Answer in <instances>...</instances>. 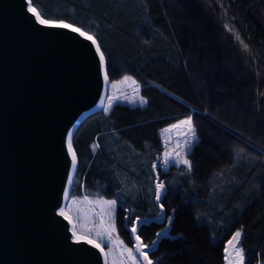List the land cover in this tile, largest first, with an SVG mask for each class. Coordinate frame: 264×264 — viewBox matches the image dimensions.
Here are the masks:
<instances>
[{
  "label": "trees",
  "instance_id": "16d2710c",
  "mask_svg": "<svg viewBox=\"0 0 264 264\" xmlns=\"http://www.w3.org/2000/svg\"><path fill=\"white\" fill-rule=\"evenodd\" d=\"M31 2L42 17L94 35L106 57L104 105L73 134L66 210L79 233L101 243L108 264H140L128 226L158 216L162 202L163 221L138 230L148 245L164 231L154 264H223L239 230L243 264H264V0ZM109 96L120 99L104 112ZM177 146L190 171L175 163ZM101 198L117 200L105 217V227L115 225L111 241L95 235Z\"/></svg>",
  "mask_w": 264,
  "mask_h": 264
},
{
  "label": "water",
  "instance_id": "95a60500",
  "mask_svg": "<svg viewBox=\"0 0 264 264\" xmlns=\"http://www.w3.org/2000/svg\"><path fill=\"white\" fill-rule=\"evenodd\" d=\"M29 3L36 8L31 0H0V264H108L106 252L70 242L67 222L56 213L69 198L62 196L71 174L66 133L103 107L109 80L89 41L39 25ZM163 217L160 208L158 216L141 218ZM134 223L139 230L142 223ZM131 237L140 264H147ZM161 237L151 245L141 239L152 264ZM241 239L225 243L223 264H237Z\"/></svg>",
  "mask_w": 264,
  "mask_h": 264
},
{
  "label": "snow or ice",
  "instance_id": "6c2138e0",
  "mask_svg": "<svg viewBox=\"0 0 264 264\" xmlns=\"http://www.w3.org/2000/svg\"><path fill=\"white\" fill-rule=\"evenodd\" d=\"M27 10L29 13L33 14L36 22H38L39 25L41 26H48V27H54L57 29H63V30H68L71 33H75L77 34L79 37L86 39L87 41H89L91 43V45L94 46V50L95 52L98 54V62L100 65V69L102 72V79L105 83L108 82L109 80V75L108 72L106 70V57L104 52L101 50V44L97 42V39L94 37V35L89 34L87 31H84L81 29V27H77L74 26L72 23H68L65 22L64 20H59L58 22L56 21H49L47 19H42L40 14L37 12L36 8L32 7L29 3ZM125 80L128 79L127 76L124 77ZM133 83H135V81H133ZM134 92H138L139 89H134ZM108 104L106 107H104L103 111L104 112H108L109 109H111L113 107V102L117 101L120 99V97H112L109 96L108 98ZM124 100H128L129 102H135L137 99L139 100V102L141 104H144L145 101L143 99V97H136L133 95H124L123 96ZM103 102V100H102ZM173 127H177L175 125H173ZM195 134H189L187 137H185V143L186 144H190L191 141L193 139H195ZM180 152L181 156H183V146H177V149L175 150V163L177 165H186L189 168V171L191 170V161L187 158H179L176 156V153ZM66 153L70 156V165H71V169L75 170L77 168V153L73 148V132L71 130H69L66 133ZM170 154L172 155V153L170 152H165V157L170 156ZM165 164L168 163V160L165 159L164 161ZM156 166L153 165V168H155ZM73 182V176L72 175H68L67 177V183L68 185H71V183ZM163 184L164 187L159 189V194H157V185ZM166 191L165 188V183L163 181L157 182L155 184V188H154V195H155V200L156 201H162L163 199V194ZM62 196L64 198L69 196V188L66 187L63 191ZM85 199H87V197H85ZM96 204L99 205V211H95V216L98 218L99 220V225H100V229L101 230H97L95 235L96 237H106L109 241H111V237L113 232H115V225L112 223H108L107 227H105V217L108 218V220H111V217L113 215V211L117 206V200L116 199H99L97 201H95ZM160 208L163 209L164 205L161 202L160 204ZM174 211V210H173ZM60 218H62L63 221L67 222L68 228H69V240L72 243L75 244H80V243H85L87 245H90L96 249L99 250L100 253L104 254L105 253V249L104 247L101 246V243H98L96 239H93L91 235H81L78 231V226L77 223L73 220V217L69 214L68 211H66V207L64 205L60 206L57 213H56ZM171 219H173V217L171 216ZM169 219V220H171ZM136 221L143 223L144 221L142 220L141 217L137 216L136 217ZM137 226L136 223H133L130 229L131 234L134 236V239L136 241V251L140 254V256L143 257V261H147V264H152V261H150L148 259V251H145L144 249L148 248L147 245H144L141 243V237L139 235H136L137 233ZM165 231H167V229H165ZM164 232H160L158 233V236H163ZM241 237V231H237L235 232L234 235H232V237L227 241V245L229 246H234V242L238 241L239 238ZM225 252L228 251L227 248L224 249ZM240 251L239 249H237V255L239 256L240 260L243 261V256L240 255ZM132 250L129 249V254L131 255ZM106 255V254H105ZM227 258V257H226Z\"/></svg>",
  "mask_w": 264,
  "mask_h": 264
},
{
  "label": "rangeland",
  "instance_id": "374dc122",
  "mask_svg": "<svg viewBox=\"0 0 264 264\" xmlns=\"http://www.w3.org/2000/svg\"><path fill=\"white\" fill-rule=\"evenodd\" d=\"M157 182H160V181H157ZM162 187H164L163 184L157 185V192H158V194H159V189L162 188ZM164 230H165V229H164ZM236 232H237V231H236ZM234 234H235V233H234ZM234 234H233V235H234ZM241 235H242V232H241ZM231 237H232V236H231ZM240 238H241V237H240ZM240 238H239V239H240ZM235 242H237V241H235ZM237 249L241 250V251H240V255L243 256V251H242V248H241L240 245L237 246ZM236 258H237V261H238V259H240L239 256L237 255V251H236ZM241 264H243V261H241Z\"/></svg>",
  "mask_w": 264,
  "mask_h": 264
},
{
  "label": "bare ground",
  "instance_id": "6f19581e",
  "mask_svg": "<svg viewBox=\"0 0 264 264\" xmlns=\"http://www.w3.org/2000/svg\"><path fill=\"white\" fill-rule=\"evenodd\" d=\"M76 169H77V168H76ZM76 169H75V170H72V169H71V174H70V175H73V174L75 173ZM67 187L69 188L70 185H68ZM66 211H67V210H66ZM236 262H237V264H241V260H240V259H238V261H237V258H236Z\"/></svg>",
  "mask_w": 264,
  "mask_h": 264
}]
</instances>
